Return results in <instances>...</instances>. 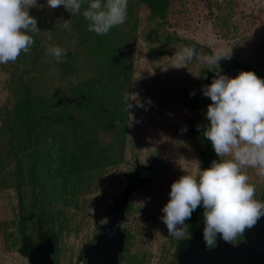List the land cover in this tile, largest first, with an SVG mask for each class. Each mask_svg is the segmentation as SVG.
Segmentation results:
<instances>
[{"label": "rangeland", "instance_id": "374dc122", "mask_svg": "<svg viewBox=\"0 0 264 264\" xmlns=\"http://www.w3.org/2000/svg\"><path fill=\"white\" fill-rule=\"evenodd\" d=\"M38 5L29 10L41 30L34 35L31 52L15 63L0 65V264H30L20 252L21 221L22 229L35 232L33 240H37L35 203L43 192L34 184L31 166L41 146H21L11 133L14 126L22 132L28 126L20 116L27 91L38 105L51 108L59 88H68L77 78L84 80L97 66L96 60L84 62L69 76L64 69L70 63H56L46 56L50 43L74 50L69 33L71 18L78 15L72 16L63 6L50 9L47 0H38ZM62 20H70V30L63 28ZM126 22L124 32L134 34L130 26L136 22L138 30L131 47L134 70L127 90L129 99H134L128 111V138L123 149L115 146L123 161L109 164L69 205L52 199L44 202L43 229L58 238L53 255L56 264H86L80 259L82 252L95 243L105 227L100 220L108 219L116 197L126 187V175L138 167L151 169V180L130 201L124 225L130 236L120 264L175 262L178 241L190 238L189 223L183 237L170 236L161 220L162 209L174 181L187 172L197 174L199 167L203 170L196 150L204 144L198 133H189L190 121L197 114L204 118V100L211 99L203 95L205 85L200 78L207 65L201 59L175 68L174 54L185 46H194L201 56L211 54L213 48L232 49V58L216 66L220 74L236 77L232 72L235 61L264 74V0H172L164 20L152 19L141 0H128ZM196 104L201 108L196 109ZM100 138L107 145L111 132H101ZM244 171L257 187L256 199L261 200L264 177L254 169Z\"/></svg>", "mask_w": 264, "mask_h": 264}, {"label": "trees", "instance_id": "16d2710c", "mask_svg": "<svg viewBox=\"0 0 264 264\" xmlns=\"http://www.w3.org/2000/svg\"><path fill=\"white\" fill-rule=\"evenodd\" d=\"M171 1L141 0V3L147 7L152 19L164 20L168 16ZM71 20L69 42L73 44L75 39L76 43L73 44L74 50L67 51L64 63L70 64L64 72L73 76L78 66L93 60L97 61V66L89 71L91 75L84 80L77 78L76 82L68 85V88H59L51 108L49 105L46 108L38 105L30 91H27V97L21 104L20 116L24 117L23 121H26L28 126L22 127L23 132L19 126L11 128L13 139L21 141V146H41L35 152V159L31 166L34 184L41 186L43 192L41 199L35 203L37 240H33L35 232L28 234L22 229L21 221L19 236L21 253L27 243L40 245L49 239L57 248V234L43 229L44 202L52 199L69 205L81 189L85 190L88 187L87 184L99 173L105 171L109 164H119L123 161L122 154H117L115 146L123 149L128 138L129 109L126 111L124 96L128 94L130 98V92L127 90L133 78L134 57L131 47L135 46L137 39V22L135 26H130L134 29V34L124 32V26L120 25L106 35H97L88 31V21L83 15H78ZM127 24L129 25L128 22L124 25ZM233 65L234 74H239L241 71H254L258 77L264 79V74L258 72L255 67L246 66L237 61ZM225 71L228 70L225 69ZM217 72V67L211 70L204 69L200 78L205 86L211 84ZM211 103L204 100L206 112ZM195 107L201 108L200 104H196ZM39 116H42L40 122ZM47 116L50 117L46 119ZM33 117L38 124L33 121ZM190 123L189 133L193 136L198 133L204 144L203 147H197V156L204 169L209 168L213 160L219 159L212 148L211 141L203 136V131L210 121L206 119V115L202 119V115L197 114ZM198 125L203 127L198 130ZM101 132H111L112 141L107 145L101 143ZM150 171L151 169L138 167L136 171L129 172L126 175L128 188L132 192L143 189L146 182L151 180ZM261 201H264V191ZM187 221L192 235L203 221V207H198L191 219ZM190 238L178 241L176 261L172 264L177 263L180 251ZM80 259L84 261L81 256Z\"/></svg>", "mask_w": 264, "mask_h": 264}, {"label": "clouds", "instance_id": "9594fccd", "mask_svg": "<svg viewBox=\"0 0 264 264\" xmlns=\"http://www.w3.org/2000/svg\"><path fill=\"white\" fill-rule=\"evenodd\" d=\"M60 6L72 16L82 14L88 31L97 35L108 34L128 18V0H47L50 9ZM33 7H39L38 0H0V65L15 63L22 54L31 52L34 35L41 32L29 11ZM62 26L70 30V20ZM45 54L62 63L67 49L50 43ZM174 56L175 68L202 59L211 70L221 60L231 59L232 49L213 48L211 54L201 56L194 46H185ZM203 95L212 101L206 112L210 123L203 136L211 141L219 159L209 168L199 167L197 174L187 172L172 183L161 220L170 236L181 238L186 221L202 206L203 238L212 246L218 236L226 242L237 240L264 217V201L256 199L257 187L244 171L254 169L264 177V79L254 71H241L234 78L218 71L212 83L203 88ZM132 100L128 94L124 96L126 111ZM108 222L104 218L99 223L104 226Z\"/></svg>", "mask_w": 264, "mask_h": 264}, {"label": "water", "instance_id": "95a60500", "mask_svg": "<svg viewBox=\"0 0 264 264\" xmlns=\"http://www.w3.org/2000/svg\"><path fill=\"white\" fill-rule=\"evenodd\" d=\"M130 198L129 190L117 196L108 214V224L96 237L95 244L82 252L86 264H120V255L127 241L122 224ZM203 227L202 221L180 251L176 264H264V217L246 230L243 240L235 244L218 236L215 244L208 246L203 238ZM55 250V245L49 239L40 245L27 243L22 255L30 264H56L53 259Z\"/></svg>", "mask_w": 264, "mask_h": 264}, {"label": "flooded vegetation", "instance_id": "af4514ba", "mask_svg": "<svg viewBox=\"0 0 264 264\" xmlns=\"http://www.w3.org/2000/svg\"><path fill=\"white\" fill-rule=\"evenodd\" d=\"M202 168L204 169V167L202 166ZM125 190H129V191H131L129 188H128V179H127V184H126V187L124 188V190L121 192V193H123ZM139 190H141V189H139ZM138 191V190H137ZM136 192V191H135ZM135 192H132L131 191V198H130V201H131V199H132V197H133V195L135 194ZM120 193V194H121ZM119 194V195H120ZM117 198V197H116ZM116 201V200H115ZM130 201H129V204H128V209H127V211L129 212V210H130V207H131V205H130ZM128 212L126 213V218H125V220H124V222H123V224H122V230L126 233V235H127V238L130 236L129 235V232L125 229V227H124V225L126 224V222H127V215H128ZM190 236H191V233H190ZM243 236H244V234H243ZM243 236L236 242V243H239L240 241H242L243 240ZM128 240V239H127ZM126 243H127V241H126ZM95 244V243H94ZM93 245V244H92ZM126 246V245H125ZM125 251V250H124ZM124 253V252H123ZM123 253L120 255V262H121V257H123L122 255H123ZM176 261V260H175Z\"/></svg>", "mask_w": 264, "mask_h": 264}]
</instances>
